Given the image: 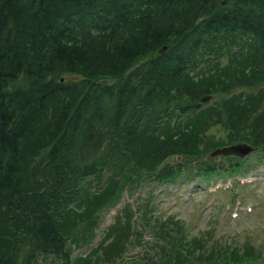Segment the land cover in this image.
Listing matches in <instances>:
<instances>
[{
	"label": "trees",
	"instance_id": "trees-1",
	"mask_svg": "<svg viewBox=\"0 0 264 264\" xmlns=\"http://www.w3.org/2000/svg\"><path fill=\"white\" fill-rule=\"evenodd\" d=\"M214 53L230 56L236 75L247 70L231 106L200 103L220 89L222 75L194 80L202 64L216 73ZM108 77L118 79L100 81ZM214 126L220 146L247 142L264 161V0H0V264H75L71 243L92 238L98 217L65 227L91 205L89 184L124 181L131 194L175 181L178 163L154 169L178 155L205 157L199 175L248 170L233 155L210 156ZM151 199L123 208L142 229L151 219L137 212ZM168 228L145 241L160 245L151 264L186 263L191 247ZM108 238L92 254L111 250ZM241 257L226 264L256 259Z\"/></svg>",
	"mask_w": 264,
	"mask_h": 264
},
{
	"label": "rangeland",
	"instance_id": "rangeland-1",
	"mask_svg": "<svg viewBox=\"0 0 264 264\" xmlns=\"http://www.w3.org/2000/svg\"><path fill=\"white\" fill-rule=\"evenodd\" d=\"M212 59L214 66L219 64L216 73L212 67L207 69V66L203 64L197 68V71L202 70L198 75H194V80L203 82L212 80L215 75L216 78L222 75V78L216 80L215 85L220 88L219 92L211 94L212 98L204 104L209 102L212 106H217L218 104L213 103L218 101L219 106H231L230 103L228 104L232 99L231 96L248 84L242 77L247 70L242 75H236L231 66L233 62L230 56L214 53ZM225 66L226 69L221 72ZM226 71L228 74H224ZM117 79L108 77L100 81L112 83ZM252 85L258 90L256 82ZM222 132V129L214 126L211 132L208 131L204 135V141H209V147H221L218 143L226 141V136ZM259 155L261 156L258 150L244 158L233 155L228 162L230 164L246 162L248 171L213 176L209 181L198 178L188 179V172L195 171L197 164L205 157L189 155L181 157L178 161V157L172 156L161 162L158 167L155 166L154 170L161 166H172L176 169L180 165V169H176L174 175L178 174L181 182L174 187L161 186L160 182L149 181L135 193L128 194L120 187L124 186V181L112 190L110 187L101 189L102 187L96 188L93 184H89L90 192L94 194L89 196L94 199H86L88 196L86 195L82 196V202L84 204L89 202L88 204L91 205L86 206V210L75 209L80 211V214L76 216L77 219L69 221L65 229L69 227V224L74 225V228L84 225L89 227L92 223L96 225L98 215H100L99 225L94 228L92 238L87 237L80 242L77 238L71 243L73 258L77 260L75 264H81L80 258L86 255L91 259L89 264L142 262L151 264L156 260L160 262L162 259L160 245L146 242L147 236H153L154 232H158L156 235L165 234L164 225L172 229L170 234L177 236L178 240L182 239L179 244H186L183 246L185 252L187 249L190 251L191 247L185 264H226L231 263L230 258L242 259V255L256 258L247 260L244 264H264V161L260 160ZM147 170H149L148 167ZM113 191L114 194H112ZM148 192L152 195H148ZM148 196L152 199L140 212H137V215L142 214L146 216V219H151L148 220L147 229H142L140 221L131 220V214L122 207L125 203H130L131 209L135 211L140 200L147 199ZM112 203L116 204L112 209L108 206L109 208L103 210L105 206ZM150 204L153 206V211H148ZM149 216L157 218L154 221V218ZM148 229H152L151 233ZM107 235L109 236L107 241H115L112 249L104 246L92 254L94 246ZM154 252L156 257L152 256ZM177 259L181 258L178 256ZM47 264H56V262L49 258Z\"/></svg>",
	"mask_w": 264,
	"mask_h": 264
},
{
	"label": "water",
	"instance_id": "water-1",
	"mask_svg": "<svg viewBox=\"0 0 264 264\" xmlns=\"http://www.w3.org/2000/svg\"><path fill=\"white\" fill-rule=\"evenodd\" d=\"M211 98L210 95H206L203 98H201L202 102H205ZM257 147H254L248 143H237V144H232L228 146H224L222 148H217L212 152V155H217V154H237L239 156H244L254 150H256Z\"/></svg>",
	"mask_w": 264,
	"mask_h": 264
}]
</instances>
